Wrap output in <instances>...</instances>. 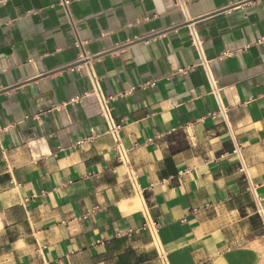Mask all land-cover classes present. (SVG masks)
<instances>
[{"label":"crops","instance_id":"obj_1","mask_svg":"<svg viewBox=\"0 0 264 264\" xmlns=\"http://www.w3.org/2000/svg\"><path fill=\"white\" fill-rule=\"evenodd\" d=\"M62 1L0 0V264H264V0Z\"/></svg>","mask_w":264,"mask_h":264},{"label":"built area","instance_id":"obj_2","mask_svg":"<svg viewBox=\"0 0 264 264\" xmlns=\"http://www.w3.org/2000/svg\"><path fill=\"white\" fill-rule=\"evenodd\" d=\"M68 5L69 2L63 0L62 1V6L65 8L66 13L68 14L69 10H68ZM187 29H188V36H189V40L191 43V46L194 48L195 52L197 53L199 62H198V67L202 70L204 78L206 80V83L210 89V94H212L218 104L219 107V113L222 115H226V110L225 107L223 105V101H222V97H221V88L219 87L218 81L216 79L214 70H213V60L210 59L207 56V53L205 51V47H204V42L200 36V33L196 27V25L194 23H189L187 24ZM232 56L231 53L229 52H223L222 54H220V56H218V60H222L224 58H230ZM101 106L103 107V114L102 116H104V118H106L107 120H109L108 117V109H107V101L105 99H101ZM120 126H116L112 123V121L109 120V133L115 138L116 143H117V147H116V151L118 152L119 155V160L121 162V164H126L127 160H126V152L123 150L121 144L119 143V138H118V134L120 131ZM234 153L240 157L241 159V152H240V148L238 145H235V150ZM243 166V170H246V167L244 165V163H242ZM246 173V171H245ZM247 174V173H246ZM99 210V208H95V211ZM260 217L262 220V224L264 227V211L261 209L260 210ZM87 217H85L86 219ZM157 228V224L155 223H151L150 225L146 224V229H148L149 231H155ZM44 264H47L46 262Z\"/></svg>","mask_w":264,"mask_h":264},{"label":"water","instance_id":"obj_3","mask_svg":"<svg viewBox=\"0 0 264 264\" xmlns=\"http://www.w3.org/2000/svg\"><path fill=\"white\" fill-rule=\"evenodd\" d=\"M10 51H11V50H6V51H4V52H5V53H10Z\"/></svg>","mask_w":264,"mask_h":264}]
</instances>
